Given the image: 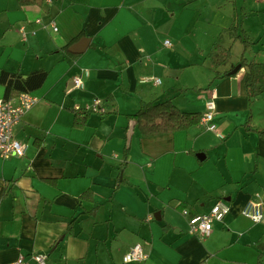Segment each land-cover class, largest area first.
Returning a JSON list of instances; mask_svg holds the SVG:
<instances>
[{"label": "crops", "instance_id": "0c3cea01", "mask_svg": "<svg viewBox=\"0 0 264 264\" xmlns=\"http://www.w3.org/2000/svg\"><path fill=\"white\" fill-rule=\"evenodd\" d=\"M18 2L0 0V71L44 69L47 77L13 127L24 155L0 157V264L33 253L45 254L46 264H124L135 244L146 258L127 264H256L264 216L252 223L240 211L255 192L264 203L257 132L264 130V91L249 102L243 68L214 75L232 70L243 51L234 57L238 41L226 30L234 12L252 41L245 54L264 63V0ZM212 3L234 10L200 19L213 13ZM81 38L89 39L86 49L69 53ZM215 44L230 51L218 67ZM76 75L82 88L73 84ZM145 75L160 83L140 84ZM211 96L215 132L198 124L142 137L128 117L140 101L167 98L201 113ZM95 100L99 111L73 127L74 110ZM157 186L163 196L151 214L138 190L146 195ZM218 199L229 201L228 215L206 237L191 233L181 209L201 214Z\"/></svg>", "mask_w": 264, "mask_h": 264}, {"label": "trees", "instance_id": "16d2710c", "mask_svg": "<svg viewBox=\"0 0 264 264\" xmlns=\"http://www.w3.org/2000/svg\"><path fill=\"white\" fill-rule=\"evenodd\" d=\"M18 1L21 5L32 3L41 4L42 2V0ZM241 26L240 14L234 12L233 20L226 30L232 40L239 41L242 44L243 51L238 64H240V69L243 68L246 72L245 86L248 100L251 102L264 91V63L248 60L245 57V52L251 46L252 41ZM210 54L216 67L225 64L230 58V51L216 44L213 45ZM230 71L231 69L222 73L216 72L214 78L219 75L222 77L227 76ZM46 77L47 72L44 69L32 70L27 74L11 73L1 70L0 85L3 87V99L8 100L16 97L21 92H30L40 88ZM74 112L72 126L75 128H82L85 126L91 111L79 108L74 110ZM201 114L202 112L181 111L173 103L171 98H167L155 102L140 101L138 110L128 117L134 120V124L137 126L142 137H149L186 130L192 126L200 125ZM257 132L259 137L264 139V130H258ZM128 149V146L124 148L122 164L126 162ZM257 249L258 255L256 264H264V242L259 243Z\"/></svg>", "mask_w": 264, "mask_h": 264}, {"label": "built area", "instance_id": "2783aa9c", "mask_svg": "<svg viewBox=\"0 0 264 264\" xmlns=\"http://www.w3.org/2000/svg\"><path fill=\"white\" fill-rule=\"evenodd\" d=\"M53 24V23H52ZM53 29L56 30L55 26ZM164 44L169 45V41L165 40ZM87 74V70L84 71ZM140 84L158 85L160 79L155 76H141ZM73 84L76 88H82L83 84L79 75L73 78ZM36 102V98L30 92H21L16 97L5 100L0 98V157L7 159L10 157H22L24 155L25 144L18 141L13 136V127L20 120L21 116L31 108ZM214 101L212 96L205 102L204 111L201 114L200 125L207 131L215 132L216 125L213 122ZM79 109V108H77ZM86 111H99V101L95 100L91 106L83 108ZM222 138L221 134H217ZM264 203L258 192L252 194L247 204L241 209L240 214L252 223H259L264 216ZM230 211L229 201L226 199H218L215 201L208 211L201 214L190 215L187 208H182L181 213L187 217L189 231L191 233L206 237L209 235L213 223L222 221ZM146 258V254L142 250L140 244L132 246L127 253L124 254L122 261L124 264L131 262H142ZM47 256L43 253H33L29 256L19 255L14 264H46Z\"/></svg>", "mask_w": 264, "mask_h": 264}, {"label": "rangeland", "instance_id": "374dc122", "mask_svg": "<svg viewBox=\"0 0 264 264\" xmlns=\"http://www.w3.org/2000/svg\"><path fill=\"white\" fill-rule=\"evenodd\" d=\"M222 4H224V2H222L220 5H222ZM238 4H240V1H239ZM220 5H214V3H212V6L214 7V8L212 7L213 8L212 10H214L213 13L212 12H205V11H203L202 17H200V19H202L204 21H210V20H213V19L218 20V18L220 16V13H223L225 11H230V10L232 11V10H234V9H232V8H234L232 5H231L232 7L229 6V5H227L224 8H222V7L218 8ZM206 13H210V16L207 17L206 16ZM203 25L206 26L207 23L204 22ZM241 27H243V25ZM255 32H256V29H253V31H252L253 34L252 35H254ZM241 46H242V44L239 41H238L237 44H235V46L233 48V54H234V57L235 58L238 57V53H237L236 49L239 50L241 48ZM249 53H250V51L245 54V57L248 60H252V59H250ZM203 69H205V68L203 67ZM198 73H199V71H198ZM203 73H205V74L207 73V74H209L211 76V73L207 69H205ZM190 91H192V90H189V92ZM185 105H187V104H183V105H181V107L182 106H185ZM150 190H151V193H147L146 195H142V193L138 190V194H139V197L144 201V203H149L150 202V204L152 205V207H151V214H152L153 213V210H156L155 208H158V206H159V204L157 203L158 202L157 201L158 199L156 198V195H158V193H159V197H160V196H163V194L160 191V188L158 186L157 187H152ZM135 202H138L139 203V198ZM138 203H136L137 206L139 205ZM155 204H158V205H155ZM153 206H155V207H153ZM162 206L164 207L165 205H163V203H162ZM178 214H176V215H178ZM118 220H119V224H124V222H126V218H120Z\"/></svg>", "mask_w": 264, "mask_h": 264}, {"label": "water", "instance_id": "95a60500", "mask_svg": "<svg viewBox=\"0 0 264 264\" xmlns=\"http://www.w3.org/2000/svg\"><path fill=\"white\" fill-rule=\"evenodd\" d=\"M88 41H89L88 38H81L79 41H77L76 43H74L73 45L69 47L68 49L69 53L71 54L82 53L86 49ZM239 69H240V64L235 65L234 68L228 73V75H232L236 73ZM197 157L203 158V156L200 157L198 154H197Z\"/></svg>", "mask_w": 264, "mask_h": 264}]
</instances>
